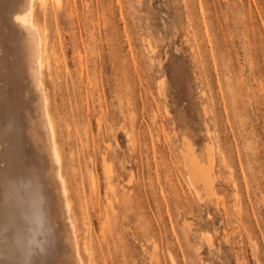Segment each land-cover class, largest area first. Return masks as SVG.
Masks as SVG:
<instances>
[{"label":"rangeland","instance_id":"obj_1","mask_svg":"<svg viewBox=\"0 0 264 264\" xmlns=\"http://www.w3.org/2000/svg\"><path fill=\"white\" fill-rule=\"evenodd\" d=\"M41 9L84 263L264 264V0ZM192 154L207 184L189 174Z\"/></svg>","mask_w":264,"mask_h":264},{"label":"bare ground","instance_id":"obj_2","mask_svg":"<svg viewBox=\"0 0 264 264\" xmlns=\"http://www.w3.org/2000/svg\"><path fill=\"white\" fill-rule=\"evenodd\" d=\"M46 1L0 0V143L11 136L21 148L0 145V264H85L43 83L46 43L35 4L43 12ZM187 165L209 182L194 154Z\"/></svg>","mask_w":264,"mask_h":264}]
</instances>
